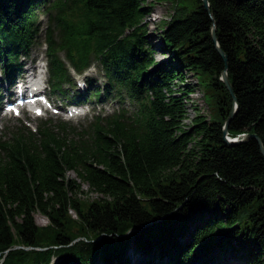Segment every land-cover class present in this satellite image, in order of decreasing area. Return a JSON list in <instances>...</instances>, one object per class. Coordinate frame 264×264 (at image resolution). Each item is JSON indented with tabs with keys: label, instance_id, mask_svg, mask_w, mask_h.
Returning a JSON list of instances; mask_svg holds the SVG:
<instances>
[{
	"label": "trees",
	"instance_id": "trees-1",
	"mask_svg": "<svg viewBox=\"0 0 264 264\" xmlns=\"http://www.w3.org/2000/svg\"><path fill=\"white\" fill-rule=\"evenodd\" d=\"M194 1L161 31L169 60L158 66L147 0H0V75L13 81L44 44L53 92L97 61L104 89L70 102H118L74 136L48 119L0 138V264H264V155L255 138L225 140L235 102L212 40L216 25L238 105L228 136L264 144V0H208L209 10ZM184 70L211 76L218 119L183 126L192 89L174 81ZM84 184L101 196L80 198Z\"/></svg>",
	"mask_w": 264,
	"mask_h": 264
},
{
	"label": "rangeland",
	"instance_id": "rangeland-1",
	"mask_svg": "<svg viewBox=\"0 0 264 264\" xmlns=\"http://www.w3.org/2000/svg\"><path fill=\"white\" fill-rule=\"evenodd\" d=\"M177 4H173L164 0H147V4L152 6V12L149 16L146 17L144 23L147 27V37H149V41L153 43L154 47L157 48L155 52V58L159 62L158 66L163 65L164 62L168 61V54H162L158 51L159 46L161 45L160 34L161 31L166 28L171 20V17L174 15L175 10L178 9V18L187 17L193 10L196 9V4L194 0H178ZM181 8L183 10L181 11ZM48 17L45 14H42L40 17V27L41 29H45L48 25ZM42 41H44L42 36ZM66 60V59H65ZM24 64L27 67L32 65H36V67H40V63L44 62L45 66L47 65V54L45 45L43 46H32L30 56L23 59ZM94 63L90 68H88L82 74H78L75 71H71L70 77L73 79L72 84L63 85V93L62 92H53L50 88L47 87L46 92L50 94L52 102L56 105V107L60 110L56 113V110L51 109L46 112L45 115L38 117L33 112H23V115L18 116L12 112H9L5 118L0 122V138L5 136L12 131L17 130L19 127H29L33 131L38 129L40 126L44 125L43 121H47L51 126H55L59 128V120L65 121L67 133L70 136H74L77 131H80L83 127L88 129L87 127L94 120L93 116L96 114V111L103 114H111L114 110L118 109V102L115 99L110 97L106 103H98L94 98L90 99V104L88 108H85V111L93 110L90 114L86 115H75L70 116L65 112L64 109L60 107V103L64 104L62 107H66L65 105L69 104L70 98L77 93V91H86V90H94L95 88L104 89L105 84L107 82V78L104 75L103 69L97 61H93ZM67 65L70 63L67 61ZM27 67L23 68V72L20 76H23L26 73ZM29 74V73H27ZM26 74V75H27ZM46 82H48L49 76L46 72ZM198 76V77H197ZM2 75H0L1 80ZM211 76L208 73H201L196 75L190 70H184V83L181 85L177 80L174 81V89L178 90L179 88H183L188 85L192 89L189 93L188 98L185 100V107L187 115L183 120V126L185 128H191L193 125V121L198 114L205 115V117L209 118L210 115L213 116V119H218V109L216 107V96L215 90L207 85V79ZM20 77H17L18 80ZM198 78L200 79V84H198ZM4 85V83H2ZM1 84V85H2ZM80 84V85H79ZM6 85V82H5ZM81 87V88H80ZM6 94V87L4 88ZM3 92L1 89L0 94ZM0 105L1 109L5 108L7 103V98H1L0 96ZM127 106L130 107L129 103ZM88 131V130H87ZM70 176L73 178H78L76 172H70ZM84 192H82L79 197L91 201L99 198L101 195L90 190L88 184H84L83 186ZM71 213L76 217L75 212L72 210ZM35 220L39 225H46L49 223V220L46 216L41 213H36ZM241 253H245L243 250Z\"/></svg>",
	"mask_w": 264,
	"mask_h": 264
},
{
	"label": "water",
	"instance_id": "water-1",
	"mask_svg": "<svg viewBox=\"0 0 264 264\" xmlns=\"http://www.w3.org/2000/svg\"><path fill=\"white\" fill-rule=\"evenodd\" d=\"M203 1V6L209 10L210 8V3L208 0H202ZM212 40L215 44V47L218 51V53L220 54V56L222 57L223 61L225 62V70L223 71L222 73V77L221 79L223 80L225 86L227 87L228 91L230 92V94L232 95L233 99H234V102H235V105L237 106V97L234 93V90H233V86H232V83L230 81V78L228 76V72H227V69H228V58H227V55L225 54V52L222 50L219 42H218V38H217V35H216V25L213 26V29H212ZM236 106L232 109L229 117L227 118V120L225 121V124H224V137H225V140L226 142L228 143H231V144H236V143H239V142H243L249 138H255L257 140V142L259 143V146L261 148V151H262V154L264 155V144H263V141L261 139V137L256 134V133H251V134H244L243 136L239 137L238 140H231L230 138H228V125H229V122L232 120V118L234 117L235 113H236Z\"/></svg>",
	"mask_w": 264,
	"mask_h": 264
},
{
	"label": "bare ground",
	"instance_id": "bare-ground-1",
	"mask_svg": "<svg viewBox=\"0 0 264 264\" xmlns=\"http://www.w3.org/2000/svg\"><path fill=\"white\" fill-rule=\"evenodd\" d=\"M173 17V16H172ZM171 17V18H172ZM150 39V38H149ZM27 73H29V74H27ZM27 74V75H26ZM37 75V67H36V65L34 66V65H32V66H30V67H27V69H26V73H25V75L23 76L24 78H26V77H34V76H36ZM2 83H4V85L2 84ZM2 84V85H1ZM5 79H4V76L2 75V77H1V80H0V91H1V89L2 90H4V88H5ZM35 88H37V87H34V89ZM81 88V87H80ZM14 94H16V89H15V85L14 86H11V88H9L8 90H7V92H6V94L4 95V97H8V96H11V95H14ZM236 106V105H235ZM234 106V107H235ZM237 109H238V105L236 106V112H237ZM236 114V113H235ZM239 137H241V136H239ZM239 137H229L228 136V138H230L231 140H238L239 139ZM230 260H231V263H233V264H240V263H243L245 260L242 258V257H240V256H238V257H232V258H230Z\"/></svg>",
	"mask_w": 264,
	"mask_h": 264
},
{
	"label": "built area",
	"instance_id": "built-area-1",
	"mask_svg": "<svg viewBox=\"0 0 264 264\" xmlns=\"http://www.w3.org/2000/svg\"><path fill=\"white\" fill-rule=\"evenodd\" d=\"M244 134H246V133H243V134H241L240 136H243Z\"/></svg>",
	"mask_w": 264,
	"mask_h": 264
}]
</instances>
